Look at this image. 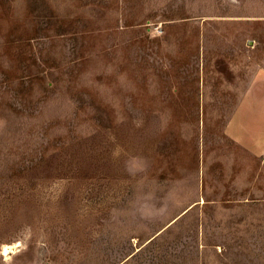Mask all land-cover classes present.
Instances as JSON below:
<instances>
[{
	"label": "rangeland",
	"instance_id": "rangeland-1",
	"mask_svg": "<svg viewBox=\"0 0 264 264\" xmlns=\"http://www.w3.org/2000/svg\"><path fill=\"white\" fill-rule=\"evenodd\" d=\"M248 66L264 0H0V264H264Z\"/></svg>",
	"mask_w": 264,
	"mask_h": 264
},
{
	"label": "crops",
	"instance_id": "crops-1",
	"mask_svg": "<svg viewBox=\"0 0 264 264\" xmlns=\"http://www.w3.org/2000/svg\"><path fill=\"white\" fill-rule=\"evenodd\" d=\"M238 76L236 85L240 87L216 144L223 147L219 153H224L226 147L230 149L223 155L234 170L253 171L248 183L253 187L258 170H264V71L242 67Z\"/></svg>",
	"mask_w": 264,
	"mask_h": 264
},
{
	"label": "bare ground",
	"instance_id": "bare-ground-1",
	"mask_svg": "<svg viewBox=\"0 0 264 264\" xmlns=\"http://www.w3.org/2000/svg\"><path fill=\"white\" fill-rule=\"evenodd\" d=\"M11 249H13L12 247H4V249H3V255H7L10 251H11Z\"/></svg>",
	"mask_w": 264,
	"mask_h": 264
}]
</instances>
